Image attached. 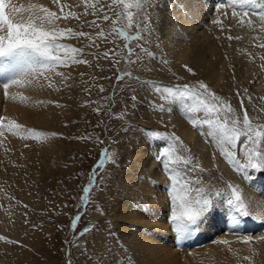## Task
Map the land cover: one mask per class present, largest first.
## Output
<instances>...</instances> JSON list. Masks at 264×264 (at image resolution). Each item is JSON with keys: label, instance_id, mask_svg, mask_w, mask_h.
I'll return each instance as SVG.
<instances>
[{"label": "rangeland", "instance_id": "obj_1", "mask_svg": "<svg viewBox=\"0 0 264 264\" xmlns=\"http://www.w3.org/2000/svg\"><path fill=\"white\" fill-rule=\"evenodd\" d=\"M202 1L159 0V12L155 10L151 12L152 23L148 26H142L140 29L144 36L143 40L130 41L136 56L140 57L136 63L125 62L127 50L124 47L125 41L122 37L112 36L107 41L97 40L96 43L99 47H88L89 40L86 38H69L61 41L77 49H82L84 53L81 56L79 53L69 51L68 57L75 56L77 59H86L91 62L92 66L70 63L69 66H61L52 71V74L57 71L64 73V77L57 76L58 87L61 90L58 99L62 110L64 107V111L67 110V113L61 110L62 112L57 117L59 120L57 124L54 121L53 125L56 124L54 128L57 130L54 128L47 130L49 135L46 136L59 141L58 145L60 146L54 152L50 151L49 155L51 156L48 157L47 166L33 165V168L26 169V165H23L21 160L17 161V152L30 148L26 144L20 146H16L17 143L11 144V133L7 129H4V135L0 137V146L3 145L5 148L3 150L0 147V149L5 153L2 156L8 157L9 163L7 165H15V168L24 174L22 183L0 181V236L17 242L10 244L0 240V264H113V261L118 257H125L127 264H138V256L134 257L131 254L134 249L130 246L133 245L134 240L124 238L126 234L124 236V231L113 220L114 213L122 204H124L125 209L136 208L143 211L142 214L146 217L144 222H157L159 219L158 224L150 226L151 229L157 228L159 224L161 226L165 222L167 223V228L172 234H167L169 237L167 240L164 236L163 239L168 246L166 249L173 252L171 254L173 258H163L164 264L190 263L195 254L197 256L194 257L196 258L194 260L198 258L197 261L200 260L201 264H264V244L256 250H260V252L256 253L255 259L251 258L250 261L243 259V257L249 256L250 251H253L249 246L245 247L244 250H239V252L228 247L227 253H224L223 257L217 255L216 249L217 245L224 242L225 238L227 241V238H230L228 242L230 244L234 241L239 242V246L246 244L244 240L249 237L255 239L259 236L258 241L264 242V239H261L264 237V213L260 220L262 225L255 222L252 225H247L253 231L252 233H236L232 230H230L231 232L224 231V233L223 231L216 232L217 226L223 227V221H221L220 225L218 223H213L211 226L207 224L208 227H211L209 231L212 230L210 236H206V232H203L204 225H199L197 234L200 237L195 244L189 239V237L192 238V234L187 238H178L177 233L173 230L171 220L168 195L169 174L162 170L155 158L158 150L169 142L160 139L146 140L148 134L146 130H155L165 134L174 133L175 136L179 137L184 148L189 149L184 155L194 157L195 162L203 169L202 172L195 171L191 175L199 178L196 183L202 185L201 193L207 195L212 203L216 200L223 202V205L226 204L225 196L230 194L227 182L239 185L244 195L246 189L258 190L259 182L256 181L261 178L264 179V172H256L250 169L248 174L251 179L244 180L242 175L237 174L227 160L221 156L215 140L205 134L207 129L193 127L186 118L187 114L180 111L178 105L171 104L169 99H163L156 91V85L188 84L195 88L198 87L199 81H203L216 95L230 103L233 117L242 118L241 100H243V107L248 110L253 125H264V59H262L264 48L258 46L264 43V31L261 30L262 22L258 16V13L264 9L252 7L245 9L249 12L247 19H250L252 23L245 22L241 25L237 18H233L230 7H221L224 0H208L207 6L210 9L207 11L205 6H202ZM110 2L111 0H100L97 7L103 6L107 9ZM62 3L77 5L72 10L81 14V19L79 21H57L55 27H72L76 31L90 32L93 37L101 29L106 34L110 33L113 27L112 21L116 20V12L123 13L125 11L122 5L113 6L109 10L111 19L103 21L101 18L97 21L100 28H95L85 24V20L92 21L96 17L91 14L87 17L82 15L84 12L83 0H69V2L62 0ZM94 3L95 0H88L89 13H91ZM194 8L197 9V13L191 21L194 23L203 19V23L210 25V27L205 26L210 30L206 28L204 30H208L207 32L202 30L195 35L199 37L200 33L203 32L201 34L203 36H200L199 47H201V51L199 54H194V47L188 46L190 52L187 51L188 48L184 50L182 46L189 44L191 39L181 35L183 30L180 31L177 27H175L177 30L172 31L171 34L175 40L177 39L174 40V43L178 41L180 45L173 43L171 48H165V46L168 47L166 38L170 36L167 35L170 30L168 24H176L179 20L177 16H183L181 22L186 24L190 15L187 16V12H193ZM220 11L227 12V18L220 15L222 14ZM237 11L242 12L244 10L237 9ZM169 14L171 17H168ZM102 15L103 13H100L101 17ZM216 18L223 20V31H221V25L212 22ZM116 26L125 27L127 31L126 16H122ZM129 34L135 35V28ZM228 35L240 37V39L229 41ZM137 44H142L144 51H141ZM114 47H118L119 50V54L115 58L120 61L118 65L114 64L111 59L103 58V53ZM182 51L193 54L188 55V60L183 59L178 62L175 59L183 55ZM93 53L98 54L99 58H96ZM146 53L154 54L156 59H152ZM136 56H133V59H136ZM185 65L191 68L195 74L189 73ZM119 72H130L131 76H125L118 81L117 74ZM0 74L3 75V73ZM2 80L4 79L0 81ZM29 83H26L24 87V89H29L23 93L24 97L14 96V94L12 96L14 90H18L20 85L9 86L7 97H9L10 103L6 100L3 86L0 84V117H7L4 119L5 124H9L10 110L16 112L20 109L28 113V110L31 109L35 112H45L42 107L45 108L46 104L42 102V105L41 101L47 102V100L39 97L36 88L37 85L43 86L45 84L48 86L49 82L41 81L38 78L37 82H33L31 88H27ZM101 87L104 91H100ZM133 94L138 97L135 106H133L131 99ZM13 97L15 98L13 99ZM248 97H251V100ZM10 98H12L11 101ZM33 102L35 105L32 104ZM27 104H30V108ZM161 104L166 109L164 112L157 110ZM169 107L172 108L171 112L167 111ZM15 109L17 110L15 111ZM97 109L100 110L99 114ZM220 115L224 117L223 112ZM201 118H203V114H201ZM45 120L43 119L46 126ZM13 121L15 124H19L17 119ZM25 124L23 125L25 126ZM33 126L43 127L39 121L34 122ZM190 132L193 133V136L189 140L186 138V134ZM51 133H56V135L53 136ZM8 134L9 136H7ZM22 134H24L23 136L29 135L27 130ZM22 134L20 137H23ZM81 137L90 138L81 139ZM242 140L243 138L237 142L232 150L239 151ZM2 141L3 143H1ZM8 147L10 148L8 149ZM225 147L228 146L225 145ZM105 148L109 150L110 157L116 155L117 163L112 164L106 161L107 172L102 181L105 189L100 191L98 187H94L91 190L88 197L90 202L77 225V232L85 226L92 228V231L83 237H78L71 228V221L78 212H81L80 209L78 210L77 203L83 195L82 189L88 184L89 174ZM142 153L147 159L143 161L142 165L146 166L143 169L138 166L139 163L133 162L134 159L132 158L136 154L141 155ZM4 158L1 159L0 164L6 161ZM27 160L30 165L32 159L28 158ZM37 161L40 162L38 159ZM203 162L206 163V166H203ZM178 167H182V165H178ZM42 169L45 171L41 175L43 177L36 178L38 173L32 172ZM99 171L97 170L98 183L101 182ZM2 174L0 173V175ZM133 175L136 177L131 180L132 183L139 182L154 187L157 191L156 193L153 192L154 198L166 201L165 206H157L160 209H157L159 212L163 211L162 213H164V208L168 211L165 221L164 219L160 221V214L152 216L148 214V209L142 210V208H147V205L155 204L145 197H141L148 196V194H142L141 185L132 192H128V189L131 188H127L130 181L126 178ZM149 178H151L150 181ZM251 184H254L255 187H252ZM217 192L220 195H216ZM259 197L262 199L259 203L264 202V198ZM137 198H141V200ZM211 208L212 206L209 209L211 210ZM228 209L230 210L229 206ZM124 214L131 215L129 211L124 212ZM210 214L209 212L206 213L205 220ZM126 221L129 222V225L133 223L132 219H126ZM131 230L127 234L131 232L136 234L137 232L143 237L145 235L143 233H149L151 248L156 246L157 240L151 236L154 235L153 231L146 229L141 232L134 227H131ZM230 235L233 236L230 237ZM170 237L172 238L170 239ZM251 239L249 245L255 244ZM168 240H172L173 243ZM185 248L191 249L184 250ZM154 251L157 252L156 249ZM166 253L169 251L166 250ZM200 263L198 262V264ZM121 264H126L125 259H121ZM140 264H144V262L142 261Z\"/></svg>", "mask_w": 264, "mask_h": 264}, {"label": "snow or ice", "instance_id": "obj_2", "mask_svg": "<svg viewBox=\"0 0 264 264\" xmlns=\"http://www.w3.org/2000/svg\"><path fill=\"white\" fill-rule=\"evenodd\" d=\"M51 3L58 8V11L51 10L43 3L29 2L27 5L20 4L17 6L13 0H0V73L8 74L7 78L0 81L4 89L5 96L8 95L10 85H21L22 78L32 77L34 80L37 76H45V72H52L54 69L61 66H69L70 63L85 64L91 67V62L86 59H77L75 56L68 57L67 53H79L84 55L82 49H77L72 45L62 43L61 41L69 38H86L89 40L88 47H99L97 40L107 41L109 37H122L125 41V49L127 50L126 63H136L140 57L131 47L130 41L143 40L144 36L140 29L142 26H148L152 23L151 12L153 10L159 12V0H111L107 9L103 6L97 7L100 0H95L92 6V11L89 13L88 0H83L84 12L83 16L89 14L96 17L92 21L85 20L88 27L100 28L97 22L102 18L103 21H109L111 16L109 10L113 6H123L124 12H116V20L112 21L113 27L110 33H105L103 29L95 34L86 31H76L72 27L58 28L55 27L57 21H71L81 19V14L72 10L77 5L62 3V0H51ZM230 7L233 18L238 19V23L243 25L245 22L251 24L252 21L247 19L249 12L248 7L264 9V0H224L223 7ZM135 9V11H132ZM237 9L244 10L238 12ZM100 13H103L102 17ZM224 18H227L228 13L222 12ZM122 16L127 19V31L125 27H117L118 21ZM259 19L262 22L261 30L264 31V10L258 13ZM214 24L221 25L223 28V20L216 19L212 21ZM83 27V25H82ZM135 28V35H130L131 30ZM231 29L229 28V31ZM150 34V33H149ZM229 41L240 39V37L227 36ZM264 48V43L258 45ZM137 47L144 51L142 44H137ZM119 54L118 47L109 49L103 53L104 59H111L114 64H119L120 61L115 59ZM96 58L99 55L93 53ZM156 59L152 53H146ZM136 56V59H133ZM264 59V57H262ZM189 73L195 74L191 68L185 65ZM55 75L64 77L63 72H55ZM125 76H131L130 72H119L117 80L123 79ZM45 79H48L45 76ZM49 87H52V82L49 81ZM100 91H104L103 87ZM156 91L163 99H169L173 105H178L180 111L187 114L186 118L193 127L198 129L206 128V135L215 140L216 146L220 150V154L224 157L229 165L237 174H241L243 179L248 181L251 177L248 170L256 172H264V125H253L251 117L248 115V110L243 107L241 100L242 118L233 117L232 108L226 99H222L216 95L209 86L203 81L198 82V87H193L188 84L184 85H156ZM167 94L166 96L164 94ZM15 98V97H13ZM133 106H135L138 97L133 94L131 97ZM251 100V97H248ZM158 111L164 112L166 109L163 104L158 108ZM99 109L97 113L99 114ZM168 112L172 108L167 109ZM224 117H221V113ZM195 114V115H193ZM203 114V118H201ZM15 128L16 132H13ZM22 128L21 125L12 124L6 125L4 118L0 117V137L4 135V129L12 132L14 135ZM146 140L160 139L168 141L166 146L158 150L156 155L157 162L161 165L163 171L169 174V204L171 208V220L173 230L177 233L178 238L183 239L191 235L198 227L209 208L212 206V200L201 193L202 185L197 184L198 177H193L191 174L195 171L202 172L203 169L194 160V157L186 156L184 153L189 149L184 148L180 138L174 133L165 134L155 130H146ZM30 136H45L49 135L45 132H38L28 129ZM55 136L56 133H51ZM90 137H81V139ZM243 138L239 151L232 150L237 142ZM103 143V141H100ZM227 145L228 147H225ZM106 161L116 164V155L109 156L107 148L100 154L98 162L94 165L89 174V182L82 189L83 195L81 200L86 208L90 202L88 197L94 187H98L100 191H104L105 186L102 181L104 174L107 172ZM182 165V167H178ZM97 170L99 171L100 183L97 181ZM151 178H149V181ZM227 187L230 194L225 196V202L230 208V215L234 219H238L235 214L248 216L250 215L247 205L244 203V195L239 185H234L227 182ZM216 195H220L219 192ZM27 207V205H25ZM78 212L71 221V228L78 237H83L92 228L85 226L77 232V225L82 218V211ZM95 227L94 225L92 226ZM235 231V229H234ZM250 237L244 240V243H249ZM264 239V237H261ZM0 240L6 243H17L9 240L4 236H0ZM224 243H227L226 241ZM121 259L127 260L125 257H118L113 264H121ZM244 260H251V257L245 256Z\"/></svg>", "mask_w": 264, "mask_h": 264}, {"label": "bare ground", "instance_id": "obj_3", "mask_svg": "<svg viewBox=\"0 0 264 264\" xmlns=\"http://www.w3.org/2000/svg\"><path fill=\"white\" fill-rule=\"evenodd\" d=\"M69 2V0H67ZM186 1V0H185ZM195 1V0H194ZM207 1L208 0H203L202 1V6L204 7L205 6V10H209L210 8H208L209 6H207ZM13 2L15 4H17V6H19L20 4H24V5H27L29 2H33V3H43L45 4V6H48L51 10L53 11H56L55 9V5H53L51 3V0H13ZM214 4V3H213ZM198 7V6H197ZM196 7V8H197ZM194 8V11L193 12H187V16L189 15V21H187L186 24H184V22L182 21L181 22V17L183 18V16H177L179 17V20H177L178 22L175 24V23H170L168 24V27H169V31L167 32V35H170L168 36V38H166V40H168V47L165 46V48H171L172 45L174 44H179V42H175L174 43V36L171 34L172 31H175L177 30L178 28L183 31H181V35H183L185 38L188 37V39H191L189 44L187 45H184L182 47H184V50L185 48H188V52H190V48L189 47H194L195 51L194 54L197 55L199 54V52L201 51V47H199V42H200V36H203L201 35L203 32H205L206 29L208 26L210 27V25H207L206 23H203L204 20L203 19H200L199 21H195L193 23V21H191V19H193L195 17V14L197 13V9ZM213 8V7H212ZM216 8V6H215ZM184 9V8H183ZM190 9V8H189ZM187 10V9H186ZM215 11V9H213ZM212 10V11H213ZM222 11H220L221 13ZM171 14V13H170ZM169 14V15H170ZM175 14V13H174ZM208 14V13H207ZM211 15V14H210ZM222 15V14H220ZM217 16V15H215ZM214 16V17H215ZM219 16V15H218ZM168 17H171L168 16ZM175 17V16H173ZM172 17V18H173ZM213 17V16H211ZM220 17V16H219ZM222 17V16H221ZM178 19V18H177ZM217 19V18H216ZM171 20V18H170ZM184 20V19H183ZM174 21V19H173ZM172 21V22H173ZM174 26V27H172ZM205 26H207L205 28ZM177 27V29L175 28ZM168 29V28H167ZM208 29V28H207ZM200 33V36L197 37L195 35H197L198 31H202ZM210 30V29H208ZM207 30V31H208ZM206 31V32H207ZM212 32V31H211ZM196 33V34H194ZM177 35V34H176ZM179 35V34H178ZM243 35V34H242ZM179 37V36H178ZM183 37V38H184ZM177 40V39H176ZM175 40V41H176ZM174 43V44H173ZM241 43V42H240ZM184 44V43H183ZM180 45V44H179ZM189 46V47H188ZM236 47V46H235ZM248 48V47H247ZM193 49V48H192ZM238 49V48H237ZM183 50V51H184ZM182 51V52H183ZM183 52V55H180L178 59H175L177 60L178 62L183 60V59H186L188 60V55L191 54L188 52ZM193 54V53H192ZM191 54V55H192ZM183 63V62H182ZM178 64V63H177ZM180 64V63H179ZM178 67V66H177ZM56 70V69H55ZM54 70V71H55ZM55 73V72H54ZM7 75L8 74H5L3 73V77L2 79H6L7 78ZM45 76L48 77V79H45ZM45 76H37L34 80L32 79V77H29V78H22L23 82L20 86H18V90H14V92L12 93V96L14 94V96H23V93L25 92V90H29V89H24V87L26 86V83H29V81H31V83L27 84L29 85V87L27 86V88H31L33 82H37V79L40 78L41 81H44V82H49L51 81L52 82V87L49 88L48 86H46L45 84L43 86H39L37 85V88L38 89V92L37 94H39V97L41 99H46L47 102L45 101H41V104L42 102L46 104L45 108L44 106H40L43 108V110L45 109V112L44 113H40L39 111H33L30 108V104H27V106L29 108L28 110V113H26L25 111H22L20 109H18V111H16L17 109H15L16 112H11L10 110V119L9 120V124H12L13 122L15 123V121H13L14 119H17L19 124L23 126V129H20L17 134H13L12 132H9L11 133L10 134V141L12 142L11 144L13 143H17L18 145L16 146H20V145H24L26 144V146L30 149H22L20 150L19 152H17V161L21 160L22 164L23 165H26L25 168L26 169H30V168H33V165L37 166H41V165H45L47 166V161H48V157H50L51 155L50 154V151L54 152L55 149L58 147H60L58 145V142L59 141H56L54 140V138L52 137H49V136H39V137H36V136H30V135H27V136H23L24 134H22V132L28 130V129H31L33 131H38V132H45L47 133V130L50 129V128H54L57 124V122L59 121L57 119V117L60 115V113L63 111L64 113H67V110L64 111V107H63V110H62V107L60 106V101L58 99V95L59 93L61 92L60 88L58 87V77L57 75L55 74H52V72H45ZM218 82V80H217ZM36 85V84H35ZM218 85V84H217ZM35 87V86H34ZM13 88V87H12ZM11 88V89H12ZM23 88V89H22ZM33 88V87H32ZM1 90V89H0ZM35 90V89H34ZM221 90V89H220ZM31 91V89H30ZM37 91V90H36ZM35 93V91H33ZM32 92V93H33ZM45 92H47V95H45ZM29 94V93H28ZM31 94V93H30ZM36 94V93H35ZM44 94V95H43ZM4 96V95H3ZM19 96V97H20ZM34 96V95H33ZM36 96V95H35ZM24 97V96H23ZM38 97V96H37ZM29 98V97H28ZM12 98H10V101H11ZM14 99V98H13ZM6 100L8 101L9 100V97L6 96ZM34 100V98H33ZM5 101V102H7ZM9 102V101H8ZM23 102V101H22ZM10 103V102H9ZM14 103V102H13ZM13 103H12V106H13ZM38 103V102H37ZM40 103V102H39ZM38 103V104H39ZM33 105H35V103L33 102L32 103ZM36 104V105H38ZM1 105V104H0ZM26 105V104H25ZM43 105V104H42ZM9 106V105H8ZM16 106V105H15ZM14 106V107H15ZM10 108V106L8 107ZM35 108V107H34ZM41 108V109H42ZM26 109V110H27ZM62 110V111H61ZM7 112V111H6ZM9 112V111H8ZM28 115H26V114ZM7 114V113H6ZM64 115V114H63ZM67 116H69L67 114ZM6 116H4L3 118L5 119ZM9 118V117H8ZM7 119V117H6ZM43 119L46 121V126H45V122L43 121ZM40 122L42 124L43 127L41 126H33V123L34 122ZM54 121L56 122L55 125L54 124ZM61 121V120H60ZM17 122V123H18ZM26 123V124H25ZM63 123V122H62ZM25 124V126L23 125ZM61 124V123H59ZM7 125V124H6ZM29 125V126H28ZM56 129V128H54ZM57 130V129H56ZM7 131V130H6ZM50 131V130H49ZM13 132H16L15 128H13ZM28 133V132H27ZM22 134L23 137H20V135ZM29 134V133H28ZM9 136V134L7 135ZM193 136V133H188L186 134V138L190 140V138H192ZM40 137H43V138H40ZM7 138V137H6ZM8 142V141H7ZM3 143V141L1 142ZM6 143V142H5ZM10 144V143H9ZM15 145V144H14ZM11 146V145H10ZM13 146V145H12ZM47 146V147H46ZM1 149H5L3 147V145L0 146ZM7 147V146H6ZM62 147V146H61ZM10 147H8L9 149ZM17 148V147H16ZM0 149V161L1 159L4 158V156H2L4 153V151H1ZM7 151V150H6ZM8 152V151H7ZM57 152V151H56ZM6 158H4V160H6L5 162L1 163L0 164V173L2 174V171H3V174L0 175V181L1 180H6V181H14V182H21L24 178V174L23 172L19 171L17 168H15V165H10L8 166L7 164L9 163L8 162V157L5 156ZM10 158V157H9ZM13 158V157H12ZM32 159L31 161V164L29 165L28 160L27 159ZM36 158V159H34ZM134 160L133 162H137L139 163L138 166L141 167V169L145 168L142 164H143V161L147 160L145 159L146 156L144 153H142L141 155H135L132 157ZM40 160V162L37 161ZM151 163V161H149ZM17 163V162H16ZM41 163V164H40ZM204 165L203 166H206V163L203 162ZM202 163V164H203ZM2 170V171H1ZM38 173V176H36V178H39V176H41L45 171L44 169L42 170H39V171H35V172H32V173ZM43 177V176H41ZM134 177H136V175H133L131 177H127L126 179H129L130 181V184L129 186H127V188H131V189H128V192H132V190L136 189V187H139L141 185V189H142V194L145 195V194H148V196H141V197H145L147 200L149 201H152L155 205H152V206H149L147 205V208H142V210H147L148 209V214L152 215V216H156L158 214H160V221H165L166 219V216H168V211H166V209L164 208V213H162L163 211H157V209H159L157 206L158 205H162V206H165L166 204V201L163 200V199H156L154 198V193H156L157 191L155 190L154 187L150 186V185H144V184H140L139 182L138 183H132L131 180L134 179ZM261 184L262 186L259 187L258 186V190H255V189H251V191L249 189H246V192L244 194V203L247 205L248 207V211L250 213V215L248 216H243V215H237L238 219H234L233 218V215H230V211L231 210H227L228 206L225 204L223 205L220 201H214L212 203V208H211V212L208 210L209 212V217L205 218L199 223V225H204L203 227V232L205 231L206 232V236H210L211 235V231H209V228L211 227H208V225L211 226V224L215 223V224H219L220 225V222L223 221V227L222 226H217L215 228V231L216 232H222L224 233L225 232H231L230 230L235 231L236 233L238 232H244L245 229H247V225L249 224H254V222L256 224H259V225H262L263 223L260 221L261 218L263 217V213H264V202H260L262 199L259 197L261 196L262 198H264V179L261 180ZM141 182V181H140ZM22 183V182H21ZM13 184V183H12ZM252 187L255 185L254 184H251ZM11 186V185H10ZM250 192H249V191ZM253 191V192H252ZM137 193H139V191H136ZM154 192V193H153ZM212 196V195H211ZM138 200H141V198H137ZM261 199V200H260ZM223 201V200H222ZM227 206V207H226ZM118 207V206H117ZM160 210V209H159ZM126 211H129L131 213V215H127V214H124V212ZM207 212V213H208ZM143 211L141 210H138L136 208H131V209H125V206L124 204H122V206H120V208H117L116 212L114 213L113 215V220H115L114 222L118 223L119 227L124 231V236L126 234V236L124 238H129V239H132L134 240L133 241V245H131L130 247L132 249H134V252L131 253L134 257L138 256V264H140L142 261L144 262V264H164V260L163 258H169V257H172L173 256L171 255L173 252H171L169 249H166L168 248L167 244H166V241L169 237L167 234H172V232L169 231V228H167V223L165 222V224H162L160 226V224L157 226V228H154V229H151L150 226L151 225H156L158 224L159 222V219L157 222H144L145 221V216L142 214ZM126 219H132L133 220V223L132 225H129L128 221H126ZM157 220V218H155ZM131 221V220H130ZM208 224V225H207ZM165 225V226H164ZM198 225V226H199ZM143 226V227H142ZM131 227H134L138 230H140L141 232L143 230H151L153 231V234L154 235H151L153 238H156L157 242L155 243L156 246L155 247H152L151 248V245L149 244V240L151 239V237L149 236V233H143L145 234L143 237L141 235H139V233L136 232V234H134L133 232H131L130 234H127L129 230H131ZM139 227V228H138ZM251 230V228H248ZM256 229V228H255ZM197 228L195 229V231H193L191 234V237H189V239H191V241L193 242V244L196 243V241L198 240V238L200 237V235L197 234ZM132 231V230H131ZM201 231V230H200ZM202 232V231H201ZM163 236L165 237V240L163 239ZM173 236V235H172ZM233 236V235H230V237ZM262 236V234H261ZM172 237H170L171 239ZM174 238V237H173ZM187 238V237H186ZM222 238V237H221ZM258 238L259 236H257L255 239H251L253 240V242H255V244H250L249 243H246V244H243L241 246H239V242H229L230 238H227L228 241L226 240V238L224 239V242L226 241L227 243H224V242H220L216 249H217V255H219V257L222 255L223 257V254L227 253V248H233L235 250H237V252H239V250H244L245 247H250V249H252L253 251H250L249 253V257H251L253 260L255 259V255L256 253L260 252V250L256 251L258 248L262 247L264 242H262V240H259L258 241ZM175 240V239H174ZM188 240V239H187ZM170 241L171 243H173L172 240H168ZM179 241V240H178ZM189 241V240H188ZM187 241V242H188ZM201 241V240H200ZM186 242V243H187ZM252 242V241H251ZM180 243V242H179ZM154 244V245H155ZM176 244V243H175ZM184 245V243H183ZM213 246V245H212ZM157 250L154 251V250ZM174 249V248H173ZM191 249V248H190ZM264 249V248H263ZM166 250L169 251V253H166ZM203 250V249H202ZM195 251V250H194ZM210 251V250H209ZM176 252V251H174ZM185 252V251H184ZM231 252V251H229ZM236 252V251H235ZM176 254V253H175ZM224 254V255H225ZM237 254V253H236ZM180 255V253H179ZM201 255H203V253H201ZM234 255V254H233ZM181 256V255H180ZM195 256H197L196 254L193 256V260L191 259L190 263H185V264H198V262L200 263V260H194L196 258H194ZM206 257V256H205ZM227 257V255H226ZM232 257V256H231ZM178 258V257H176ZM233 258V257H232ZM181 259V258H180ZM189 259V258H188ZM236 259V258H235ZM201 260H204L203 258H201ZM241 260V259H240ZM243 261V260H242ZM228 262V261H227ZM202 263V262H201ZM200 263V264H201ZM180 264H184V263H180ZM206 264V263H205Z\"/></svg>", "mask_w": 264, "mask_h": 264}]
</instances>
